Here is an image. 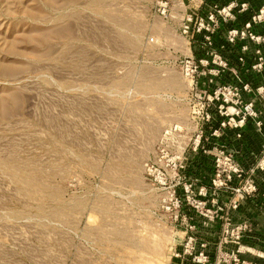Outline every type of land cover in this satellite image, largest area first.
I'll use <instances>...</instances> for the list:
<instances>
[{"label": "rangeland", "instance_id": "obj_1", "mask_svg": "<svg viewBox=\"0 0 264 264\" xmlns=\"http://www.w3.org/2000/svg\"><path fill=\"white\" fill-rule=\"evenodd\" d=\"M162 2L0 0V264H264V84L225 38L261 7L203 46Z\"/></svg>", "mask_w": 264, "mask_h": 264}, {"label": "built area", "instance_id": "obj_2", "mask_svg": "<svg viewBox=\"0 0 264 264\" xmlns=\"http://www.w3.org/2000/svg\"><path fill=\"white\" fill-rule=\"evenodd\" d=\"M187 2H193V0H187ZM158 13L165 16L167 2L161 3ZM204 9L198 11L195 6L187 13H184L180 19V31L183 37L191 40L204 41L202 44L209 41L212 38L219 37L222 30L228 28L230 23H234L237 19V15L250 12L249 5L244 0H231L225 6H221L210 1L204 2ZM229 23V24H228ZM241 30L231 29L226 33V39L229 44H233L236 40H246L247 43H251L255 46V62L250 66V71L258 74H263L264 84V6L250 15L244 22ZM263 49V52L262 50ZM207 66V62L199 59H193L192 57L186 60L184 64L185 76L190 78L192 82H197L199 78L205 81L208 86L211 85L213 77L218 73L215 70L208 71L204 67ZM249 85H244V89H247ZM244 116H254L252 104L244 108Z\"/></svg>", "mask_w": 264, "mask_h": 264}, {"label": "crops", "instance_id": "obj_3", "mask_svg": "<svg viewBox=\"0 0 264 264\" xmlns=\"http://www.w3.org/2000/svg\"><path fill=\"white\" fill-rule=\"evenodd\" d=\"M152 2H155L156 0H151ZM210 1L212 3L218 4V5H226L228 4L231 0H193V2H187V0H167L169 2L170 7H169V15L172 19L179 21L184 13H187L190 9L193 8V6L196 7V9L200 12L202 11L204 7V2ZM248 3L249 7L251 10L256 11L258 8L262 7L264 5V0H244ZM243 19V18H242ZM263 52V49H261ZM255 47H251L249 51L247 52V56L250 58V60H253L251 62L254 64L255 62ZM250 63V64H251ZM251 64V65H252ZM250 65V66H251ZM254 80L256 81L255 84H259L260 82L263 84V74H256L254 72H251ZM260 108V107H259ZM260 113V118H262V130L261 132L256 131L254 127H246L248 130V134L250 136H254L253 138L255 141L250 144L251 149L257 151L259 148V143L264 141V105L259 109Z\"/></svg>", "mask_w": 264, "mask_h": 264}, {"label": "bare ground", "instance_id": "obj_4", "mask_svg": "<svg viewBox=\"0 0 264 264\" xmlns=\"http://www.w3.org/2000/svg\"><path fill=\"white\" fill-rule=\"evenodd\" d=\"M22 180V179H21Z\"/></svg>", "mask_w": 264, "mask_h": 264}]
</instances>
